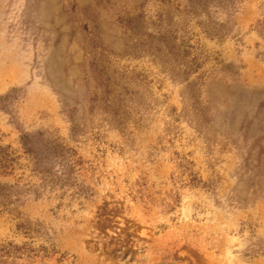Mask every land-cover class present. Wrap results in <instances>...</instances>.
I'll return each instance as SVG.
<instances>
[{"label":"rangeland","instance_id":"1","mask_svg":"<svg viewBox=\"0 0 264 264\" xmlns=\"http://www.w3.org/2000/svg\"><path fill=\"white\" fill-rule=\"evenodd\" d=\"M0 147V264H264V0H0Z\"/></svg>","mask_w":264,"mask_h":264},{"label":"trees","instance_id":"2","mask_svg":"<svg viewBox=\"0 0 264 264\" xmlns=\"http://www.w3.org/2000/svg\"><path fill=\"white\" fill-rule=\"evenodd\" d=\"M22 144L26 154H33L36 165L48 162L51 158H56L57 153H61L58 145L52 144L50 140H46L43 134L35 136H25L22 138ZM38 146L33 152V146ZM16 160L14 153L9 148L0 147V164L2 169H8ZM1 193V192H0Z\"/></svg>","mask_w":264,"mask_h":264}]
</instances>
